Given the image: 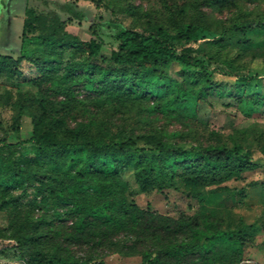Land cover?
Returning <instances> with one entry per match:
<instances>
[{"label": "rangeland", "instance_id": "rangeland-1", "mask_svg": "<svg viewBox=\"0 0 264 264\" xmlns=\"http://www.w3.org/2000/svg\"><path fill=\"white\" fill-rule=\"evenodd\" d=\"M65 3L82 17L64 10ZM25 6L56 10L66 28L82 40L95 23L103 39L100 53L107 57L117 48L115 33L120 27L149 32L160 25L174 32L193 22L203 29L198 39L175 46L204 57L207 72L160 63L155 70L160 80L154 84L159 93L150 94L138 84L128 87L131 75L145 73L140 67L96 57L87 74L81 65L86 56L82 50H51L30 43L21 51ZM5 55L16 57L17 63ZM182 93L193 99L186 100ZM260 103H264V0H0V154L24 159L35 152L36 144L25 141L33 133L76 139L70 129L78 126L80 135L95 140L130 137L136 143L132 150L145 155L160 141L186 149L240 145L250 151L251 165L215 183L194 185L176 172L162 190L154 184L141 189L132 166L117 173L128 201L170 218L201 215L198 231L253 223L243 249L226 264H264ZM7 142L15 143L12 151ZM29 167L39 173L15 188H0V264H29L28 260L44 261L53 255L81 263L90 260L89 264H142L140 251L150 246L151 237L140 241L136 235L142 233L132 229H108L102 239L94 232L82 237L85 231L72 228L77 217L63 213L71 205L64 204L66 191L60 190L56 177L45 172L46 166ZM197 187L213 191L211 199L202 204L192 195ZM221 198L224 204L217 205ZM103 199L95 193L89 202ZM57 211L62 214L57 216ZM210 259L217 264L219 258Z\"/></svg>", "mask_w": 264, "mask_h": 264}, {"label": "trees", "instance_id": "trees-1", "mask_svg": "<svg viewBox=\"0 0 264 264\" xmlns=\"http://www.w3.org/2000/svg\"><path fill=\"white\" fill-rule=\"evenodd\" d=\"M64 10L74 17H82V13L65 3ZM90 35L87 39H79L66 28L65 19L54 9L37 11L32 6H25L21 25L20 50L26 44H45L51 50L57 48H74L85 52L81 62L88 72L90 61L100 57L103 62L110 60L119 66L140 67L143 73L133 74L128 79V87L138 84L143 91L150 94L159 93V75L155 73L160 63L175 62L187 70L207 72V63L202 56L191 55L188 49L178 50L176 42H190L198 39L202 27L193 22L177 27L169 32L157 25L149 32H141L134 28L120 27L115 33L117 48L112 49L109 56L100 53L103 39L97 25H89ZM15 65L17 58L5 55ZM107 73V72H105ZM88 74V73H87ZM105 75V74H104ZM247 81V76L242 77ZM186 100H192L191 94L182 93ZM264 103H260L263 106ZM254 108V107H253ZM80 127H73L76 139H56L49 132L33 133L25 141L36 144L35 152L24 159H14L10 155L0 154V188H15L24 181L39 173L37 168H30L33 163L46 166L45 172L56 177L65 205H71L64 214L75 216L72 219L74 230L85 231L82 237L87 238L94 232L97 238H106L108 229L137 230L141 241L150 238V246L140 251L142 264H212L210 258L218 257L217 264H226L243 249L244 242L255 228L253 223L243 224L233 229L197 230L201 215L170 218L151 210L139 208L128 201L123 193V182L117 175L120 168L132 166L141 189L154 184L158 190L172 182L176 172L189 179L192 184H209L228 178L251 165V153L240 145L232 147L207 145L186 149L164 141L154 146L148 155L132 150L135 141L109 138L95 140L80 135ZM10 151L15 143H4ZM144 150L143 148H140ZM107 178V179H105ZM244 188H239L243 194ZM97 193L103 196L102 203L90 200V195ZM213 191L195 188L192 195L203 204L211 199ZM224 200L218 199L217 205ZM67 210V211H66ZM61 212H56L59 216ZM113 226V227H111ZM88 232V233H87ZM76 240L80 238L73 235ZM173 239V240H172ZM90 240V239H89ZM89 240H85L88 242ZM90 260L81 263L78 260H65L60 256H50L44 261L29 264H89Z\"/></svg>", "mask_w": 264, "mask_h": 264}]
</instances>
